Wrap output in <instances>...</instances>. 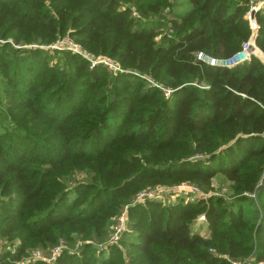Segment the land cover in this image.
Instances as JSON below:
<instances>
[{
    "label": "trees",
    "instance_id": "obj_1",
    "mask_svg": "<svg viewBox=\"0 0 264 264\" xmlns=\"http://www.w3.org/2000/svg\"><path fill=\"white\" fill-rule=\"evenodd\" d=\"M177 1L0 0V124L11 120L0 133V231L21 243L0 254V264L77 240L79 255L54 264L264 263V187L256 188L264 172V64L253 57L233 69L205 68L195 57L240 51L251 34L250 0H186L189 10L165 20L171 34L160 43L159 29L141 22L149 14L167 18ZM124 2L138 6L140 17L121 9ZM257 21L264 54V10ZM66 36L133 73L27 48ZM59 55V65H50ZM81 173L85 180L76 181ZM218 175L231 184L232 200H147L128 208L136 234L100 244L145 185L184 179L210 189ZM204 214L207 238L194 227Z\"/></svg>",
    "mask_w": 264,
    "mask_h": 264
},
{
    "label": "rangeland",
    "instance_id": "obj_2",
    "mask_svg": "<svg viewBox=\"0 0 264 264\" xmlns=\"http://www.w3.org/2000/svg\"><path fill=\"white\" fill-rule=\"evenodd\" d=\"M261 2H264V0H258V3L261 4ZM256 6L258 7L259 5H256ZM137 7L138 6H135L133 3L131 4V3H125L124 2L122 4L121 9H124V10H128V9L130 10L131 9L133 11V16L136 18H139L140 16L137 15V13H136ZM250 9H251V5L249 4V11L245 16V19H246V17H248V14L251 12L252 9L251 10ZM188 10H189L188 2L186 0H178L176 2L175 6L173 7V9L168 8L165 10L164 14L165 15H166V13L168 14L167 18H165V16H162V15L153 16V14H149L148 19L143 20L141 23L145 27L158 28L160 35L157 37L156 40L161 43L164 38H166V37L170 38V34H171L166 27L165 20L173 19V16L184 14ZM262 10H264V5L259 12H261ZM256 17H257V15H256ZM60 41L61 42L58 45L59 49L53 48L55 45H49V46H44V45H40V46L34 45L33 46L32 45V46L27 47V48H31V47L32 48H40L39 50L45 51L47 54H53L56 51L74 54L73 50L75 49L76 46L80 45V44L78 45V43L75 42L70 36H66L65 38L61 39ZM0 43H4V42L1 41ZM15 47L18 49L22 48L21 46H15ZM83 50H84V52H86V50L84 48H83ZM260 54L264 57V54L261 51H260ZM74 55H76V54H74ZM61 56L62 55H59L57 57L52 58V60H49L50 65H52V66L59 65L60 60H61ZM257 59H259L264 64V59H262V57L259 56V58H257ZM94 61H97V60L94 59ZM108 61L113 65V63H114L113 61H110V60H108ZM112 65L107 66L104 64H98L97 67L102 66L105 70H107L109 73H111L113 75L122 74V73H125V74L126 73H133V72L121 71L120 67H118L117 65H113V66ZM90 68L94 69L95 67H93L91 65ZM143 77H145V76H143ZM146 77H148V76H146ZM148 78H150V77H148ZM151 81H152V79H151ZM0 83H1V77H0ZM148 84H150V82H148ZM5 111H6V96H4V93L2 91L1 84H0V114L5 113ZM8 121L11 122V120H8ZM10 122H4V125L0 124V133L6 132V130L9 129ZM200 160H202V159L201 158L190 159L191 162L192 161L196 162V161H200ZM85 178H86V175L81 173V174H78L74 179L76 181H84ZM168 184H176V185H172V187H168V185L167 186H156V187H150L149 185H145L144 187L141 188L143 190L139 193L157 191V194L154 197V199H147V200H155L156 202L162 203L164 206L187 204L189 202L196 201L199 197H201L200 200H205L208 197H210V198L211 197L223 198L226 201L232 200L231 184L222 175H218L214 180H212L210 189H207L206 187H199L198 183H195L191 180H184V179H176L174 182L168 183ZM73 185H74V183L70 184V186H73ZM185 187H198L200 189V191L202 192V195L198 196V195H191L190 194L187 197L183 196L184 197V199H183L181 197V192L184 191ZM204 196H205V198H204ZM134 200H132V203ZM200 200H197V201H200ZM122 212H124V216L122 218V221H120L121 217L117 218L113 221L114 224H113V227L111 229L112 232L110 233L111 235H110L107 243L106 244L100 243L101 245H105L104 248L107 245L119 244L121 238H119V240L117 242L112 241V238L114 235V228H121L122 232H126L128 235L136 234L134 232V230L130 228V226H131L130 219L131 218H129L128 209L126 210V207H124ZM202 216L206 217L205 214ZM198 219H197V222L194 226L195 229L201 230L202 228H205V227L208 229L207 219H206V223H202V224L198 223ZM200 234H203V232H201ZM0 235H1V231H0ZM77 241L78 242L75 245L74 244H68V243H60L58 245V247L59 246H63V247H61L60 252L58 254H56V257L54 260H53L54 253H52V251L55 248L50 249V250L46 249V251L43 250L42 248L41 249L36 248V249H34L35 251L30 249L32 251H29L28 254L25 255L24 261L20 262L18 264H25V263L30 264L31 262L35 263L38 261H43L46 264H54L55 261L57 260V258H59L63 254H67L69 256L79 255L80 250L82 249L84 243H82V240H77ZM1 242H3V244L0 245V254H2V255L6 251L7 245H10V246L15 245L17 248L21 244L18 241L11 242L7 238L6 239L3 238L2 235H1L0 243ZM36 251H41L42 254L40 253V255H39V254H37L38 252H36ZM124 254H125V252H124ZM105 256H106V253H105ZM33 263H31V264H33ZM255 263H256L255 260L251 259V261L246 263V264H255ZM261 264H264V263H261Z\"/></svg>",
    "mask_w": 264,
    "mask_h": 264
},
{
    "label": "built area",
    "instance_id": "obj_3",
    "mask_svg": "<svg viewBox=\"0 0 264 264\" xmlns=\"http://www.w3.org/2000/svg\"><path fill=\"white\" fill-rule=\"evenodd\" d=\"M250 5H251V12L248 14V17H246V20L249 23V29H250V37L249 39L242 45V48L240 49V51L235 54L232 57L229 58H222V59H216V58H212L207 56L204 53H198V56L196 57V62L203 65L205 68H219V69H233L239 65H243L245 63H248L252 60L253 57H258L259 58V53L260 50L257 47V37H258V32L260 30V26L258 24L257 21V13L261 10V8L264 5V2L258 3V0H250ZM256 5H259L258 7ZM61 41H58L56 44H54L55 46L53 48L55 49H59L58 45ZM79 45V44H78ZM74 54L76 55H80L83 59H85L86 61H88L89 63H91L90 65H92L93 67H96L98 64H104L107 66H111L112 64L107 60V59H98L96 58L94 55H92L89 52H84L83 48L81 45L76 46L75 49L73 50ZM259 52V53H258ZM94 59H96L97 61H94ZM113 66V65H112ZM144 79H146L147 82H150V86L151 87H156L158 89H160L161 91H163L164 95L166 98H169L171 95V91L165 89L164 87H162L161 85H157L153 80L151 81L150 78L148 77H143ZM264 184V172L262 173L260 182L257 185V190L259 188H261ZM157 191H150V192H144V193H138L135 196V200L133 201V203L129 206L126 207V210L130 207V206H135L138 204H143L147 201V199H154V197L156 196ZM202 195V192L200 191V189L198 187H185L184 191L181 192V195L184 197H187L188 195ZM250 196L251 198H255V194L252 195H247ZM201 197H199L197 200H200ZM205 198V196H204ZM124 216V212H122V214L118 217L120 218V221H122V218ZM198 223L202 224V223H206V217L205 216H200L198 219ZM122 230L121 228H114V235L112 238V241L117 242L119 240V238L122 235ZM0 240H1V235H0ZM3 242L0 243V245H2ZM61 247L63 246H59L56 247L52 253H54L53 256V260L56 257V254H58L61 250ZM7 250L11 251L12 253L15 252L16 250V246H10L7 245ZM38 252L37 254L40 255V253L42 254L41 251H36ZM213 254H216L215 251H212ZM251 259L253 258H249L247 260L244 261H233L229 258H227L229 264H246L248 262L251 261ZM261 264V263H260Z\"/></svg>",
    "mask_w": 264,
    "mask_h": 264
},
{
    "label": "crops",
    "instance_id": "obj_4",
    "mask_svg": "<svg viewBox=\"0 0 264 264\" xmlns=\"http://www.w3.org/2000/svg\"><path fill=\"white\" fill-rule=\"evenodd\" d=\"M206 228V227H205ZM202 228L201 230H198L199 234L203 232V234H200L202 237L207 238L209 236V230L206 228Z\"/></svg>",
    "mask_w": 264,
    "mask_h": 264
},
{
    "label": "water",
    "instance_id": "obj_5",
    "mask_svg": "<svg viewBox=\"0 0 264 264\" xmlns=\"http://www.w3.org/2000/svg\"><path fill=\"white\" fill-rule=\"evenodd\" d=\"M198 54H195V57H197ZM263 187H264V184H263ZM98 250H101V247H97Z\"/></svg>",
    "mask_w": 264,
    "mask_h": 264
}]
</instances>
